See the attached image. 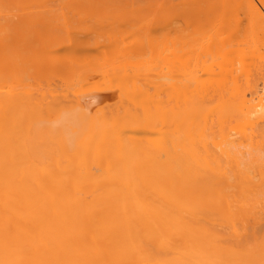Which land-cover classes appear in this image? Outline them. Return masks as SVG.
<instances>
[{"label": "bare ground", "instance_id": "obj_1", "mask_svg": "<svg viewBox=\"0 0 264 264\" xmlns=\"http://www.w3.org/2000/svg\"><path fill=\"white\" fill-rule=\"evenodd\" d=\"M14 1L0 0V264H264V0H207L222 26L214 38L206 0H25L17 14ZM227 13L240 21L234 31ZM83 19L145 32L122 65L107 58L111 79L124 74L118 104L97 117L110 92L71 98L69 85L54 95L55 79L49 94L9 89L17 81L6 89L21 69L92 76L88 53L64 65L32 51L87 46ZM73 22L68 46L54 28ZM249 28L254 57L233 68L216 59L224 46L239 50ZM146 46L159 56L143 64Z\"/></svg>", "mask_w": 264, "mask_h": 264}, {"label": "rangeland", "instance_id": "obj_2", "mask_svg": "<svg viewBox=\"0 0 264 264\" xmlns=\"http://www.w3.org/2000/svg\"><path fill=\"white\" fill-rule=\"evenodd\" d=\"M31 2V1H33V0H26V2ZM34 1H36V0H34ZM39 1H42V0H38L37 2H39ZM18 1H14L13 3L11 2V4H10V9H11V11H12V13H18L19 11H21V8H22V2L23 3H25V0H22V1H20V2H18ZM41 3V2H40ZM208 2H207V0H206V3L204 2V4L202 3L201 4V6H202V8L204 7V10H209L210 8L208 7V6H206V4H207ZM205 5V6H204ZM208 5V4H207ZM211 10H209L208 12H210ZM212 12V11H211ZM211 12L209 13V17L211 18V20L213 21V23H212V25H213V27H212V25L210 24L209 26H211L210 28L212 29H210V31L208 32V33H210L211 35L210 36H212L213 37V35H214V33L215 32H217V30H221V28H222V26H221V21H216V17L214 16V14L212 15L211 14ZM245 13H246V10L245 9H243L242 11H241V13H240V16L241 17H245L246 15H245ZM234 13H230V14H226L227 15V17H225L226 19H224L225 20V22L224 23H226V25L224 24L223 26H224V28L225 29H227V31L228 30H233L234 31V29L235 28H237V25H239L240 24V21H239V19H238V16H237V18H235L236 16H234L233 15ZM218 16V15H217ZM1 18V17H0ZM79 20V19H78ZM84 20V19H83ZM245 21H246V18H244V21L241 23V25L244 27V23H245ZM89 22V21H88ZM88 22L87 21H83L82 22V20H81V22L79 23V22H77V23H75V22H73V23H71V24H69V25H64L65 26V28H69V30L71 29V31H70V34H69V30H68V32H66L65 31V29H64V31L63 30H61V29H57V28H54V30H58V31H56L57 33H58V35H56V33L54 32L52 35L54 36V35H56L57 36V38L59 37V38H62V39H64V38H66V35H69V36H67L68 38H66V39H68V41L70 40V38L69 37H71L72 38V36L74 37V35H75V31L77 30V31H79L78 30V28L75 26V28L73 27V25L72 24H76L77 26L78 25H81V27H82V24H84V23H86V27L88 26L87 24H88ZM138 22H140V21H138ZM211 22V21H210ZM237 22H239V24H237ZM79 23V24H78ZM93 23V22H92ZM92 23H90L89 22V25L91 26V30H93V32H92V34L91 35H89L90 34V32L88 33V31H87V29H83V28H81L80 30V34H79V32H77L76 31V33L77 34H79L78 36H81V34L82 33H84V35L85 34H87L88 36H90V37H88V45H89V48L90 49H93V51H91V52H88L84 47H87V46H73V49H72V47H68V48H66L65 49V47H64V49H62V50H57V51H52V52H54V54H55V52H56V54L55 55H53V53H49V55H51V56H44V54H43V57L41 56L42 55V52H39V50L40 49H38L37 47V50L36 49H34V50H32L33 52L34 51H36V57H37V62H45V61H47L48 59V61H50L52 58L51 57H53L54 56V58L50 61V62H55V56H57L58 58H57V63L59 64H62L61 62H63V64L65 65V63L67 62V61H71V59L73 58V56H75L76 58H74L75 60L77 59V56L76 55H78L79 54V56H80V54L81 55H85V54H87L88 53V57L90 56V53H91V58H89L88 59V57H87V60L86 59H84V58H82L83 56H80L78 59H80L81 58V60L83 59V60H86L85 61V63L86 62H89L91 59L93 60H91L92 61V64L94 63V65H92V66H94V67H101V69H97L96 68V71H92V69H95V68H93L92 66H91V63H89L90 65H89V67H91V68H89V73H93V75L91 76L90 74L89 75H87V77L86 76H84L83 75V72H81L82 74H80V70L78 71L79 73H75V69L76 68H71V69H63L64 71H59V72H57V73H55L54 74V71L55 70H53V73L51 72V70L49 71V72H51V73H48L47 71V74H45V72L44 73H39L37 76L36 75H34V76H36V77H34V76H31V75H29V73L27 74L26 73V71H25V69H24V72L22 71L23 69H21V73L18 71V72H16V73H13V72H10L9 73V75H8V77H9V79H10V81H8L7 82V84L8 85H10V82L11 83H13V82H15V81H17L18 83H13L14 85H12V87H11V85L10 86H6V89L8 90V88L9 87H11V88H9V89H12V90H20V92H21V90H23L22 92H25V90L27 91H30V90H32V91H35V92H38V91H40L41 89L40 88H42V86H44L43 87V90L44 89H46L47 88V90L50 88V84H49V82H47L49 79H55L56 81H55V83L56 82H58V85H56L55 83L52 85L53 87L54 86H57V87H54L55 88V90H56V92L58 91V93H54V91H51V93H53L54 95H58L59 94V92L60 91H62L61 93H63V91L64 90H71L72 91V89L74 90V91H72L71 93L73 94H71L72 96H70L71 98L74 96V94L78 91H82V90H100L101 89V92L102 91H104V90H106V91H104V92H110L111 93V96L110 97H106L104 100H102V101H100V103H98V104H96V105H94V108L92 109V112L91 113H94L95 114V116H97V117H100L102 114L100 113V110L104 107V106H106V105H111V103H112V105L113 104H118L117 102H120L119 100L121 99L120 97H121V93H124V91L123 92H121L122 91V88H124L125 87V79H124V74H123V70H122V72L121 71H117V72H120V73H122V80L120 79V78H113V79H111V76L109 77L108 76V74H109V72H107V73H105V69H106V65H108V62H110V60L108 59V61H107V58H108V56L109 57H111V55L113 56V58L114 57H118L119 58V60L120 61H122L123 59H122V57L124 56L123 54H124V51L126 52V49H125V47H126V45H129L130 47H132V46H134L135 45V47H136V45L138 46V44H140V46L142 45V43H143V49H144V46L146 45L145 43H146V37H144V36H146L145 35V32L144 31H142L141 29H139L140 27H138V25H141L140 23L138 24V23H136V24H138V25H134L133 27H130V24L128 25V27H126V25H124V24H121V25H118L117 24V26L115 27H112V25H106V26H108V27H102L103 25L101 24V28L103 29H101L100 28V26L98 25V24H92ZM106 23V22H105ZM117 23H120V22H117ZM121 23H123V22H121ZM132 24H135L134 23V21L133 22H131ZM115 24V23H114ZM131 24V25H132ZM237 24V25H236ZM85 25V24H84ZM214 25H216V26H214ZM240 25V26H241ZM111 26V28H109ZM241 26V27H242ZM80 27V26H79ZM124 27H126V28H128L127 30L129 31H127L128 33H130V35H126V33H125V36H127V38L126 39H124V30H126V28H124ZM129 27H130V29H131V31H130V29H129ZM208 27V26H207ZM219 28V29H215V28ZM235 27V28H234ZM67 28V29H68ZM115 28V29H114ZM214 28V29H213ZM110 29V30H109ZM209 29V28H208ZM53 30V31H54ZM101 30V31H100ZM109 30V31H108ZM144 33H142L141 31ZM214 30V31H213ZM216 30V31H215ZM236 30V29H235ZM85 32H87V33H85ZM255 33H257V30L256 29H253V28H249L248 29V37L249 38H247L246 40L247 41H245L244 43H242L240 46H238V48H239V50H233L232 49V45H227V46H224L223 48L225 49H221L220 51H221V53H220V51H218V53H216V54H218V56L216 57V59H219V60H222V56H223V63H224V61L226 62V64L224 63V65L226 66L227 64V67L229 66V67H231V68H233L235 65H240V64H243L246 60H249L250 58H252V57H254L256 54L255 53H257V52H255V53H253V50L255 49L256 50V48H258V47H256L257 45H256V42L254 41L255 40ZM65 35V36H64ZM71 35V36H70ZM83 35V34H82ZM215 35H216V33H215ZM226 35V34H225ZM56 36H54V38L56 37ZM76 36V35H75ZM86 37V36H85ZM117 37V38H116ZM214 38V37H213ZM66 39H64L65 40V42L67 41ZM90 39V40H89ZM92 39V40H91ZM103 40L104 41H106V42H104V43H102L103 42ZM145 40V41H144ZM67 41V42H68ZM92 41V42H91ZM109 41V42H108ZM145 43H144V42ZM67 42L66 43H64V44H67ZM92 43V44H91ZM110 43V44H109ZM91 44V45H90ZM145 44V45H144ZM72 45V43L70 44V41H69V45L68 46H71ZM132 45V46H131ZM156 45V44H155ZM65 46H67V45H65ZM157 46V45H156ZM159 46H161V45H159ZM75 47V48H74ZM105 49H104V48ZM147 48H145V49H147L146 50V52H144L143 51V56L140 54V55H138L137 57H135L134 58V60L136 61V58H137V60L139 61V56H142V57H140V60L142 61V63L144 62H148V59H146V58H144V56L146 55L145 53H147V55L145 56V57H149L150 55H151V59H149V61L150 60H152V61H155V58L157 59V57L159 56L158 55V50H157V48H155L154 46V48L155 49H153V52L151 53V51L152 50H150L151 49V47H150V49H149V47L148 46H146ZM171 47V46H170ZM88 48V47H87ZM159 48V47H158ZM30 49H28V51H29ZM85 50L87 51V52H85ZM149 50V53L147 52ZM155 50H156V52H155ZM224 50V51H223ZM257 50H259V49H257ZM30 52L29 51V53H33V52ZM107 51V52H106ZM260 51H262L261 49H260ZM23 52L25 53V50H23ZM83 52H85V53H83ZM111 52V53H110ZM263 52H264V49H263ZM35 53V52H34ZM33 53V54H34ZM155 55H157V56H155L154 57V54ZM220 53V54H219ZM26 54V53H25ZM39 54V55H38ZM110 54V55H109ZM148 54H149V56H148ZM255 54V55H254ZM46 55V54H45ZM125 56H126V53H125ZM125 56H124V58H125ZM39 57V58H38ZM44 57H45V59H44ZM69 57H70V59H69ZM72 57V58H71ZM85 57V56H84ZM85 57V58H86ZM34 58H35V55H34ZM59 58H60V60H59ZM36 59V58H35ZM69 59V60H68ZM115 59V58H114ZM113 59V60H114ZM117 59V58H116ZM216 59L214 60V58H210L209 60L210 61H212V64H211V62H210V64L212 65V68L213 69H219V65H220V61L219 62H216ZM61 60H63V61H61ZM67 60V61H66ZM82 60V61H83ZM89 60V61H88ZM104 60H106V61H104ZM112 60V58H111V61H113ZM119 60L118 61H116V60H114L115 62H118V64L120 63L119 62ZM66 61V62H65ZM76 61H78V60H76ZM113 61V62H114ZM137 61V64H139V66H140V64H141V66H142V63H139ZM26 62L28 63V60H26ZM50 62H48V63H50ZM65 62V63H64ZM72 62H74L73 60H72ZM72 62H71V64H72ZM79 62H81V61H79ZM105 62H107V63H105ZM123 62H124V60L122 61V63H120L121 65L123 64ZM56 63V62H55ZM104 63H105V65H104ZM110 63H112V62H110ZM143 63V64H144ZM218 63V64H217ZM221 63H222V61H221ZM57 64V65H58ZM67 64V63H66ZM207 64H209V63H207ZM23 65H24V63H23ZM28 65V64H27ZM52 65H54V64H52ZM56 65V64H55ZM66 66H68V65H66ZM121 67H123V66H121ZM23 68V67H22ZM70 68V67H69ZM108 68V67H107ZM124 69V68H123ZM165 69V68H164ZM77 70V69H76ZM118 70V69H117ZM120 70V69H119ZM166 70H167V68H166ZM201 70V69H200ZM199 70V72H201V73H205V72H208L210 69H209V67H206V66H203L202 67V70L200 71ZM19 73V74H18ZM25 73V74H24ZM116 73V72H115ZM14 74V75H13ZM20 74H24V75H22L23 76V78H21L22 79V81L20 80V81H18V77L17 76H15V75H19V78H20ZM80 74V75H79ZM111 74V73H110ZM25 75H26V79L24 78L25 77ZM29 75V76H28ZM84 76V78H82L83 76ZM112 75V74H111ZM116 75V74H115ZM120 74H118V76H119ZM79 76H81V78L83 79V80H81V78L79 77ZM89 76V77H88ZM113 76V75H112ZM117 76V75H116ZM12 77H14V78H12ZM34 77V78H33ZM55 77V78H54ZM114 77V76H113ZM12 78V79H11ZM17 78V79H16ZM28 78V79H27ZM121 80V81H120ZM50 81V80H49ZM20 82V83H19ZM24 82H26V83H24ZM53 82H54V80H53ZM52 82V83H53ZM120 82H122L121 84H123L124 86H122V85H120ZM46 83H48L49 85L47 86V85H45ZM16 84H18V85H16ZM69 85H71L70 87L72 88V89H70V87H69ZM262 85H264L263 84V82H261L260 81V87H261V90H260V94H263V92H264V90L262 89L263 87H262ZM21 88H20V87ZM37 86H40V87H36ZM120 86H122V88H120ZM0 87H2L1 86V84H0ZM32 87H33V89H32ZM52 87V88H53ZM13 88H17V89H13ZM27 88H30V89H27ZM35 88V89H34ZM38 88L40 89V90H38ZM58 88V89H57ZM64 88V89H63ZM69 88V89H68ZM75 89L77 90V91H75ZM81 89V90H80ZM12 90H10V91H12ZM46 90V91H47ZM121 90V91H120ZM124 90V89H123ZM45 91V90H44ZM19 92V91H18ZM48 93L47 94H49V90L47 91ZM65 93L67 92H70V91H64ZM75 92V93H74ZM77 92V93H78ZM121 92V93H120ZM40 93H42V92H39V94ZM77 93H76V95H77ZM79 94V93H78ZM121 94V95H120ZM60 95V94H59ZM75 95V96H76ZM247 95L248 96H250L251 94L248 92L247 93ZM123 96V95H122ZM74 98V97H73ZM67 105H70V104H72V103H66ZM73 104H74V102H73ZM56 139H58V138H56ZM59 140V139H58Z\"/></svg>", "mask_w": 264, "mask_h": 264}]
</instances>
